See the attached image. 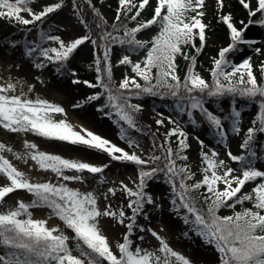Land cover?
<instances>
[{
	"label": "snow or ice",
	"instance_id": "obj_1",
	"mask_svg": "<svg viewBox=\"0 0 264 264\" xmlns=\"http://www.w3.org/2000/svg\"><path fill=\"white\" fill-rule=\"evenodd\" d=\"M31 3L32 0H0V20L35 25L39 32V41H29L26 36L5 41L8 48L19 49L20 59L7 63V79L0 83V127L48 138L79 155L42 151L25 139L29 151L24 155L36 161L40 169L55 174L54 180H40L18 169L3 155L5 149L12 151L11 146L0 143V174L6 177L0 183V264H200L175 250L153 227V214L164 212L166 198L170 210L183 220L182 237L198 238L216 253L213 261L205 260L204 264H264V166L257 163L264 153L258 155L254 150L257 134L264 133V62H258V75L253 71V56L264 57V35H245L249 24L264 26V0H239L247 13V23H237L234 13L224 10L226 0H216L220 10L217 17L226 25L228 39L212 57L211 81L195 68L205 47L206 30L211 27L203 18L204 0H136L135 4L133 0H118L111 27H107L92 0L88 5L97 17L92 25L79 14L77 0H71L73 15L86 31L75 36L69 33L66 38L54 34L59 29L52 24L47 29L43 27L49 14L62 9L65 0L45 3L40 10L32 8ZM101 22L104 28H100ZM141 31L149 33L147 39L138 38ZM85 42L94 53L93 63L88 65L95 68L94 81L83 78L72 64ZM115 44L127 45L128 49L116 64L130 67L118 83L111 60ZM241 44L249 46L252 55L237 61L232 54ZM141 50L144 55L133 60L131 53ZM178 57L187 62L182 79ZM50 66L51 72L45 76ZM28 74L32 75V83L27 82ZM57 79H66L68 86L83 84L92 89L75 98L71 108L91 107L107 117L117 114L124 122L118 136L127 147L85 123H73L62 103L47 98L37 88V84L44 90L58 87ZM145 95L168 96L177 102L176 116L165 117L161 112L155 119L156 125L165 127L162 137L137 119L144 105L134 99ZM237 96L255 101L258 111L240 145L242 151L234 154L228 146L221 115L206 107V100ZM194 109L215 130L236 167L225 160L217 161V149L197 135L201 178L193 179L194 172L183 162L188 158L185 149L189 147V132L182 116L187 113L193 117ZM56 114L60 118H54ZM165 119L171 127L165 125ZM223 119L231 122L233 134L241 131L242 114L232 101ZM128 128L146 133L151 147L141 148L139 141L128 135ZM170 136H174V147ZM88 155L102 159L93 162ZM115 162H120L124 170L131 169V175L107 181L106 170ZM153 181H163L168 190L154 194ZM103 185L107 186L101 190ZM14 190H26L32 194L31 201L19 199L7 204L4 198ZM245 201L249 206H244ZM40 206L47 207L48 217H57L59 222L50 225L48 218H34L31 209ZM222 207L229 213L220 214ZM105 219L120 230L115 244L104 231ZM148 234L158 242V250L142 246Z\"/></svg>",
	"mask_w": 264,
	"mask_h": 264
},
{
	"label": "rangeland",
	"instance_id": "obj_2",
	"mask_svg": "<svg viewBox=\"0 0 264 264\" xmlns=\"http://www.w3.org/2000/svg\"><path fill=\"white\" fill-rule=\"evenodd\" d=\"M233 0H226V5H229ZM57 2V0H32V5L36 10H40L42 5L45 3ZM133 3H136V0H133ZM118 7V0H105L100 3L98 10L103 16L104 20L107 22H112L115 18V10ZM227 11V9H224ZM71 5H64L62 9L56 10L54 13L49 14V20L45 21L44 27L52 24L55 29L59 31H54V34H60L62 38H66L69 33L73 36L83 33L86 31L83 24L80 20L73 15ZM204 20L209 23L214 15L220 11L216 7V0H204ZM29 16L28 14H24ZM145 14L144 16H147ZM242 20H236L237 23H240ZM4 20H0V83L6 81L8 73L6 71L7 63H12L20 59L19 49L8 48L5 44V41L11 40H21L25 36L29 41L37 39V30L34 27L24 26V27H12L8 26ZM247 23V21H244ZM21 29H26L27 31H22ZM66 30V31H65ZM149 33L141 31L138 33V38L147 39ZM246 36H252L259 38L261 35H264V27L258 24H249L245 32ZM227 32L217 31L209 35L206 39L205 47L203 48L201 54L197 58L196 70L207 80L211 81L210 68L212 66L211 61L213 55L218 50V47L227 41ZM51 43V42H49ZM259 46V45H257ZM113 52L111 58L118 59L121 55L117 47L112 46ZM9 52L11 55L5 56L4 53ZM142 53V52H141ZM245 55H252L251 48L247 45L241 44L239 49L232 54V58L239 60ZM142 54L131 55L133 60L138 59ZM91 57V58H87ZM94 53L92 46L85 42L81 51L76 54L72 60L74 66H84L93 62ZM117 61V60H116ZM254 61V73H257L258 62H264V57H259L258 55L253 56ZM130 72V67L126 69L123 66L117 65L116 62L113 65V75L117 83L122 78L125 71ZM51 72V66L45 71L44 75L48 76ZM13 76H16L17 73L15 70L12 72ZM258 75V73H257ZM56 79V78H54ZM27 82L32 83V75L28 74ZM58 87L49 86L46 90L41 89V86L37 84V88L42 91V94L49 99L54 100L55 102L62 103L67 112L68 118L73 123H85L87 126L93 128L98 133L106 135L108 138H111L114 142L118 143L120 146L127 147L126 141L121 140L118 136L120 125L115 120L117 114L113 113L112 117L103 116L99 113H95L91 107L81 108V109H72L71 103L74 102L75 98H80L84 93L90 92L86 85H77V86H68V81L66 79H57ZM19 85L17 91H19ZM134 101H137L134 99ZM138 103L144 105V108L141 112L137 113V117L154 128L156 131H159L161 135L165 131L164 126L156 125L155 119L159 118V113H164L165 117L168 115L176 116L178 110L176 106L168 105H156L145 99H139ZM230 101H222L219 105L213 102H206V107H208L213 112L221 115L222 124L224 125L225 131L228 133V146L231 148L234 154H239L242 149L240 147L243 142L245 132L249 127L246 124V120H253L256 112L258 111V106H243L238 107L239 103L236 102L238 110L242 114L241 120V131L239 133L233 134L231 132V122L228 119H223L227 113L226 108L229 107ZM193 117L189 118L187 113H184L182 116V123H184L186 130L189 132L188 144L189 147L185 149L187 153V160L193 161L192 171L197 172L195 178H201V173L199 172V143L196 140V136L199 135L202 139L205 140L206 144L211 145L217 149V161L225 160L230 163L233 167H236V162H232L230 157L227 156V148H225L224 143L216 135L214 129H210L209 124L204 119L203 114L198 110H193ZM54 118H60V114H56ZM191 120H195L197 123L194 125ZM165 125L171 127L172 125L165 119ZM174 136L169 137V141L172 140ZM28 139L37 144L39 150L42 151H52L57 152L63 155H79L77 153L71 152L67 147L50 140L48 138L40 137L32 133H13L8 130L0 127V143H5L11 146L12 151L4 150L3 155L7 156L8 159L21 171H24L27 175L31 176L34 179H55V174L51 170H43L39 168V165L36 161L32 160L30 156H25L24 153L29 151L25 148L24 140ZM264 133L257 134V139L254 144V150L258 155L264 153ZM143 149H148L146 146H142ZM210 151V149H205ZM20 153V155H17ZM87 158L93 162L99 161L101 157L96 155H88ZM180 162V161H177ZM184 162V161H183ZM258 166H264V155L260 156V160L257 161ZM219 170V169H218ZM131 175V169L124 170L120 162H115V166L111 167L109 170H106V179L107 181H119L125 179L126 176ZM99 177H97V181ZM6 181V177L3 174H0V183ZM125 182H128L127 180ZM221 182H218V186ZM248 183V182H246ZM76 186V185H74ZM107 185L101 186V190L104 189ZM95 187V184H93ZM151 190L154 194L159 195L160 193L166 192L168 190V185L163 181H153L151 183ZM7 204H13L18 202L19 199L25 201H31L32 194L28 193L26 190H14V193L6 194L4 198ZM33 212L34 218H48V223L54 225L58 223L57 217H48V209L43 206L33 207L31 209ZM154 215L153 227H156L158 231H161V234L164 235L170 242L171 246L175 250H179L185 255H188L190 259L194 261H199L200 264H204V261H213L216 258V253L213 249L207 244H202L199 242L198 238H189L185 239L182 237V232L185 229V225L181 217H178L175 213L170 210L169 203L165 202V210L163 213L157 211ZM104 231L109 236L110 240L115 244L117 236L119 234V229L112 225L110 220H103ZM74 246V242H71ZM144 247L149 248L150 250L155 248L158 250V242L150 234H148Z\"/></svg>",
	"mask_w": 264,
	"mask_h": 264
},
{
	"label": "trees",
	"instance_id": "obj_3",
	"mask_svg": "<svg viewBox=\"0 0 264 264\" xmlns=\"http://www.w3.org/2000/svg\"><path fill=\"white\" fill-rule=\"evenodd\" d=\"M103 1H105V0H92V4L98 9V5ZM77 2H78V5L80 6L79 7L80 15L83 17V19L85 21H87L90 25H92L93 22H95L97 20V17H96V14L93 13L91 8L89 7L88 0H77ZM65 4H71V0H65ZM226 9H227V11H232L234 13L235 20H240V19L241 20H247L248 19L247 13L245 12V10H243L242 6L239 4V0H233L229 5H227ZM145 12L146 11H144L143 13H145ZM256 18H257V16L254 14L252 19L255 20ZM129 23L131 24V22H129ZM209 24L211 27L209 30H206V36H209L210 34L216 32V31H227L226 25L218 20L217 13L214 15L213 19L209 22ZM8 25L17 26V27L21 26V25H13L10 22H8ZM33 26L35 27V25H33ZM104 27H105V24L103 22H101L100 28H104ZM107 27H111V24L107 23ZM100 28H94V31L99 32ZM38 39H39V32H38ZM197 43H198V38H197ZM116 45L120 48L122 53L125 54L128 51L127 45H121V44H116ZM188 50L190 52L194 51V49H191V48H189ZM132 53L138 54L139 52H132ZM142 55H144V54H142ZM111 60H112V62L115 61V59H113V58H111ZM88 65L89 64H87L84 67L75 66V68L79 71V73L83 76V78L90 79V80L94 81V77L96 74L95 68L94 67L89 68ZM177 65H178V74L181 76V79H182L183 75L185 73V70H186V66H187V62L185 61L184 57H178L177 58ZM153 71H155V70H153ZM96 90H99V89H96ZM91 91H92V89H91ZM144 97H146L147 100H149L150 102H152L156 105L167 104L169 106H176V103H177L174 98L168 97V96L161 97L158 95H145ZM103 99H106V97H103ZM226 100L232 101L233 104L238 102L240 107L253 106V105L258 106L255 101H250V100H247L244 98H240L238 96L235 98H232V97L208 98L206 101L217 103V105H219L222 101H226ZM229 111H230V105L228 107V112ZM116 119L119 121L118 116L116 117ZM138 121L141 122L139 119H138ZM247 121L251 126L252 120H247ZM119 123L122 124L124 122L119 121ZM128 135L131 138L137 139L140 143L141 148H143L142 146H146L148 148L151 147V141L148 139V136L146 133H141V132H138L136 129L128 128ZM158 135H160V134L158 133ZM175 143L176 142L174 139V141L171 142L173 147L175 146ZM187 163L189 164V167H190L191 162L189 161ZM201 191L203 192V188L201 189ZM244 206H249L247 201L244 202ZM235 207L237 210H239L240 205L237 204ZM229 211H230L229 209L223 208V207L219 210L220 214H228Z\"/></svg>",
	"mask_w": 264,
	"mask_h": 264
}]
</instances>
